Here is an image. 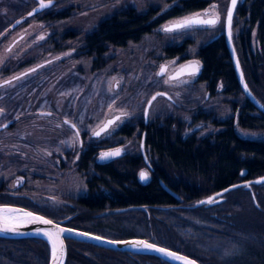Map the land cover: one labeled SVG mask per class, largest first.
I'll list each match as a JSON object with an SVG mask.
<instances>
[{
    "label": "trees",
    "instance_id": "trees-1",
    "mask_svg": "<svg viewBox=\"0 0 264 264\" xmlns=\"http://www.w3.org/2000/svg\"><path fill=\"white\" fill-rule=\"evenodd\" d=\"M212 1L181 0L159 16L154 8L132 5L85 33L81 38L82 52L95 56L101 66L112 49L139 42L164 21L203 11ZM61 15L67 16V12ZM46 16L52 18L48 13ZM238 22L241 27L234 35L235 46L247 83L264 104V0L241 1L233 26ZM185 47L170 45L165 53L171 58L184 53ZM197 58L201 61L198 80L212 94L219 83L227 95L241 93L223 33L202 45ZM178 100L170 103L171 110L178 108ZM210 115L202 117L211 119V125L219 130L206 137L182 135L183 123L174 115L167 114L162 121L154 117L147 125L141 122L154 167L147 183L136 177L144 164L141 156L91 164L93 152L85 153L77 169L91 172L87 193L69 201L67 208L71 212L66 216L44 215L55 221L70 217L67 226L109 239L145 238L201 264H264V184L253 185L259 208L243 188L229 192L223 203L190 207L236 183L243 170L249 178L264 174V141L240 136L233 116L219 121ZM237 118L243 129L264 130V114L246 96ZM121 133L131 136L133 128ZM161 181L177 195L165 190ZM131 206L137 208L109 213ZM66 244V264H170L156 256L109 250L76 240H66ZM48 260V246L41 239L0 237V264H48Z\"/></svg>",
    "mask_w": 264,
    "mask_h": 264
},
{
    "label": "rangeland",
    "instance_id": "rangeland-1",
    "mask_svg": "<svg viewBox=\"0 0 264 264\" xmlns=\"http://www.w3.org/2000/svg\"><path fill=\"white\" fill-rule=\"evenodd\" d=\"M180 1L56 0L54 5L45 8L44 12L37 13L35 17H29L26 23H21L22 25L20 24L21 26H17L18 28L16 27L13 31L10 28L12 23L36 7V1L0 0V78L11 77L26 68L51 59L49 64L21 77L6 88L17 87V94L25 97L24 99L38 95L42 100L41 110H50L49 100L45 95H48L57 85L56 93L53 91L51 94L70 98L67 102L68 112L75 115L74 112L78 111L77 117L80 118L78 120L83 121V131L87 133L88 139L93 130L103 124L107 115L126 113L99 138L98 142L113 137L116 143L121 142L124 148L128 149L125 157L141 156L143 162L144 158L140 151L142 133L140 124L144 122L146 102L151 95L160 90L170 94L173 99H179L178 108L171 110L170 103L172 102L160 96L151 105L149 122L153 121L154 117L162 121L165 115H174L183 123L181 125L183 126L182 135L194 134L206 137L216 133L219 128L211 125V119L202 117L204 114H211L210 117L219 121L233 116L236 120L235 130L240 136L264 141V130L243 129L238 124L237 115L245 98L242 90L236 96L227 95L223 93L224 85L219 83L217 92L212 94L206 88L205 83L198 80V77L180 79L187 83L179 81L165 83L169 74L180 65L193 60L200 61L197 58L198 49L218 33L224 32L228 0H214L203 11L164 21L150 34L145 35L141 41L109 51L101 66L97 64L98 60L95 56L82 52V36L114 13L135 5L140 9L154 8L159 16L174 6H178ZM63 12H67V16H62ZM205 12L219 14V23L215 27L196 26L173 33L161 30L164 25L178 19ZM47 13L52 18H47ZM240 27L241 23L238 22L234 27V35ZM41 36L43 39L40 38ZM18 37L20 39L12 45L13 40ZM180 44L186 45L184 53L171 58L167 57L165 48ZM254 44L258 45L256 39H254ZM15 60L19 63L18 69ZM163 64L169 65L167 73L158 76L157 73ZM65 74L67 77L63 78ZM62 78L63 82L58 85V81ZM57 101H62V99ZM130 128H133L131 136L121 133L123 129L129 130ZM73 138L74 135L71 136L67 145L63 143L58 148L60 150L69 149V152L71 148L77 149L78 140L73 142ZM145 153L149 163L153 165V159L146 147ZM71 158L73 159L74 156L72 155ZM65 171L64 174L61 171L52 172L58 178L56 184L58 190L64 191L70 200L85 195L88 191V181L91 179L90 170L79 171L75 166H67ZM141 171H146L148 177L152 178L153 175L145 162L136 173L137 179ZM41 178L42 176L35 178V186L39 188V191L45 190L55 195L54 187H43L38 183H43ZM56 197H58L56 202L51 199L47 201L48 206L53 211L61 209L57 211L58 214L66 216L65 208L69 205V198ZM103 213H98V215H103Z\"/></svg>",
    "mask_w": 264,
    "mask_h": 264
},
{
    "label": "flooded vegetation",
    "instance_id": "flooded-vegetation-1",
    "mask_svg": "<svg viewBox=\"0 0 264 264\" xmlns=\"http://www.w3.org/2000/svg\"><path fill=\"white\" fill-rule=\"evenodd\" d=\"M37 5H39V3L36 1V6ZM27 19L24 23H26ZM16 60L14 62H16ZM47 61L49 62L40 66L37 70L49 64L52 60L49 59ZM16 65L18 69L19 63L16 62ZM66 75L67 74H65L63 78H66ZM11 77L0 78V204L18 205L42 215L58 214L57 211L61 209L53 211V209L48 206L47 201L51 199L56 202V200H58L56 196H60L64 199L65 197L69 198V196H66L65 192L61 189L58 190V186L56 185L58 178L52 174L53 171H61L64 174L67 166H75L77 168L83 163V155L89 153V151L93 152L94 156V161L91 164H110L119 158L125 157L128 154V149L124 148L123 143H116L113 137L103 142H98L99 138L105 133L99 137H92L91 134L90 139H88L87 133L83 131L84 128L81 120H78L80 119L77 117L79 115L78 111L74 112L75 115L68 112L67 102L70 98L66 96H57L55 94L57 85L52 88L48 95H45L49 100L50 110H41V97L33 95L28 99H24L25 97H21L17 94V87L6 88L9 84H2L6 79ZM63 78L58 81V85L63 82ZM184 78H194V76ZM11 81L15 83L18 80L14 79ZM53 91H55V93L51 94ZM60 98L62 101L58 102L57 100ZM170 101L172 102L173 98ZM47 113H51V115H47ZM109 116L110 115H107L106 118ZM65 120L75 123L77 129H79L78 148H71V152L68 151L69 149L60 150L58 148L63 143L67 145L71 136L76 132V129H72L68 124L64 123ZM5 125H7V127H5ZM112 126L110 128H112ZM143 132L145 131L142 129L141 139ZM105 142L107 144H105ZM118 147L123 149L121 156L106 162L98 161L103 151ZM72 155L74 156L73 159L71 158ZM145 165L147 166L146 163ZM151 166L152 169L148 166L147 168L153 173L154 167L152 164ZM41 176L42 178L40 180H42L43 183H38L42 184L43 187H54L55 190L53 193H55V195L45 190L39 191V188L35 186V178ZM240 178L241 180L238 181ZM239 179L237 182L249 180L251 178L243 176L240 173ZM149 180L150 178L148 181ZM18 181L21 183L17 186ZM36 190L39 192L36 193ZM226 198L227 197H225V201ZM65 209L66 213L71 212L67 207Z\"/></svg>",
    "mask_w": 264,
    "mask_h": 264
},
{
    "label": "water",
    "instance_id": "water-1",
    "mask_svg": "<svg viewBox=\"0 0 264 264\" xmlns=\"http://www.w3.org/2000/svg\"><path fill=\"white\" fill-rule=\"evenodd\" d=\"M36 1L39 3V5L36 6V7H34V8H32L31 10H29V12L26 15H24V16L19 17L18 19H16L12 23V25L10 26V28L12 30L15 29L17 26H19L21 23H23L27 18L32 17V16L36 15L37 13H39V12H41V11H43L45 9V8L40 9V0H36ZM241 1H243V0H237L236 7L233 10V20H232V25H231V32H232L231 39L228 36V29H227V25H226V14H225V19H224V32H223V35H224V38H225V42H226V46H227V50H228V53H229V56H230V60H231L232 66L234 68V71H235V74H236V77H237V80H238V83L240 85V88H241L242 92L244 93V95L246 96V98L258 110H260L264 114V104L255 96V94L252 92L251 88L249 87V84L247 83V80H246V77H245V74H244V71H243V68H242V64H241V61H240V58H239V55H238V52H237V49H236V46H235V42H234V32H233L234 17H235V13H236L237 6H238V4ZM43 2L45 4H49V1L43 0ZM55 2H56V0H51L49 7H51L52 5H54ZM230 7H231V0L228 1L227 9L230 8ZM46 8H48V7H46ZM20 37L16 38L13 41L12 45H14V43L17 42L20 39ZM193 61H198V60H193ZM48 62L49 61H45V62H42V63H40V64H38V65H36L34 67L28 68V69H26V70H24V71L16 74L15 76H12L11 78L6 79L5 81L14 80V77H17V76L23 77L24 76L23 75L24 73H28L29 74V73H31V71H30L31 69H33V68H36L37 69L40 66H42V65H44V64H46ZM191 62L192 61H189V62H186V63H184L182 65H187V64H190ZM198 62H199V71L196 74H194V75H182V76H180V79H182L184 77H193V76L194 77H198V75L200 74V71H201V62L200 61H198ZM164 65H167L169 67L168 64H163L162 66H164ZM168 67H167V70H168ZM180 67H181V65L177 69H175L172 73H170L169 76L170 75H175L179 71ZM159 71H158V73H159ZM158 73H157V75H158ZM158 76H163V75H158ZM5 81L2 84H5ZM245 85H247L246 88H245ZM157 93H163L164 95H160V96H163V97L167 98L168 100H172V97L170 96V94H168L165 91H161V90L160 91H157L153 95H151V97L146 102V105H145V108H144V123L145 124H148L149 123V111H150V108H151V106L149 107V102L151 101V105L153 104V102L155 100L153 101L151 98L153 96H155ZM160 96H157V98L160 97ZM169 97H171V99H169ZM145 113H147V114H145ZM120 114L121 113H118V114H114L112 116L107 117L106 120L104 121V123H106L107 120L113 119L115 116L120 115ZM102 126H103V124L101 125V127ZM96 130H98V128ZM92 137H96V136H94L93 133H92ZM145 137H146V132H143L142 139H141V142H140V151H141V154H142V156L144 158L145 163L147 164V166L150 169H152V166L149 163V160H148V158L146 156V153H145ZM118 148L122 150V152H121V155H122L123 149L121 147H118ZM112 150H114V149H108V150H105L103 152L112 151ZM115 158H117V157L110 158V159H106V160H101L100 158H98V161L99 162H106V161H110V160L115 159ZM246 172H247L246 170H243L241 172V175L245 176L246 175ZM139 180H140V178H139ZM147 181H141L140 180V182H142V183H146ZM262 184H264V174L259 175V176H256L254 178H251L249 180H244V181L237 182V183H233V184H231L229 186H226V187L222 188L219 191H216V192H214V193H212V194H210L208 196H205V197L199 199L198 201H196L190 207L191 208H198V207H202V206H207L208 207V206H212V205H215V204H220V203H222V202L225 201V196L229 192L234 191V190L239 189V188H243V189H245V190H247V191H249L251 193V196H252V200H253L254 205L257 208H259V204H258L257 199L255 197V193L253 191L252 186L253 185H262ZM161 185L163 186V188L165 190H167L172 195H174V196L177 195L167 185H165V183L163 181H161ZM219 193H223V195L222 196H218L217 194H219ZM210 197H216V202H214L212 204H206V203L205 204H201L200 203V201L207 200ZM5 205L8 206V207L20 208V209H24L25 211L34 212V211L30 210V209H27L25 207H21V206H18V205H13V204H0V206H5ZM133 208H137V207L136 206H131V207H127V208H120V209H117V210H111V211H109V213H112V212H123V211H127V210H130V209H133ZM34 213L37 214V215H42V214L37 213V212H34ZM42 216H45V215H42ZM45 218L51 219V218H49L47 216H45ZM51 220H53V219H51ZM69 220H70V217L65 218V219L56 220V221L53 220V223L54 224H59L61 228H70V229H73L74 230L72 234L64 233L63 236L61 237V239L63 241V245H64L63 255H60V253L58 252L57 259L60 260L62 262V264H66V261H67V244H66V240L81 241V242L93 244V245H96V246H99V247H102V248H105V249H109V250L122 251V252H128V253H133V254L156 256V257L160 258L161 260L166 261V262H168L170 264H178V262H175V261L165 260L162 256H160L159 254H157L156 252H153V251H137L136 249H134V248H132L131 246H128V245H124V244L116 245V244H110V243H107V242H102V241H97L95 239H91L90 237H92V236H99V235H96V234H93V233H90V232H87V231H84V230H80V229H76V228L69 227V226L66 225ZM37 228L50 229L51 226L39 225V224H30L27 227L21 229L22 232L27 233L25 235H17V234L4 233V234H0V237H2V238H9V239L37 238V239H41V240L45 241L46 244H47V246H48V250H49V260H48V264H52V245H51V242L49 240H47L42 235H35V234H33L34 233V230L37 229ZM76 233H88L89 236L88 237L81 236V235H77ZM100 237H102V236H100ZM102 239H103V241H107V240H113V241L147 240V239L141 238V237H131V238H126V239H109V238H106V237H102ZM147 241H149V240H147ZM149 242L150 243H154L152 241H149ZM155 244L158 247H165V246L159 245L157 243H155ZM165 248H167V247H165ZM168 249L170 251L176 252L178 255L186 256L188 259L194 261L195 264H201L200 262H198L196 259H194L191 256H188V255H186L184 253H181L179 251H176V250H173V249H170V248H168Z\"/></svg>",
    "mask_w": 264,
    "mask_h": 264
},
{
    "label": "snow or ice",
    "instance_id": "snow-or-ice-1",
    "mask_svg": "<svg viewBox=\"0 0 264 264\" xmlns=\"http://www.w3.org/2000/svg\"><path fill=\"white\" fill-rule=\"evenodd\" d=\"M51 0H49V4H45L43 0H40V9L46 8L50 6ZM237 4V0H231V7L226 10V25L228 29V36L231 39L232 32H231V25L233 20V10L235 9ZM31 15V14H30ZM219 23V14L218 13H196L188 17H184L182 19H178L174 22L166 24L161 29L167 33H173L178 31H183L192 27H215ZM43 39V37H40ZM167 65L161 66L158 75H165L167 73ZM37 69L33 68L30 71L35 72ZM199 71V62L192 61L190 64L181 65L179 71L175 75H170L168 80L169 81H179L180 83H187V81L180 80V76L182 75H194ZM23 75H28V73H24ZM14 79L19 80L21 79L20 76L14 77ZM12 81L8 80L5 81V84H11ZM247 85H245V88ZM164 95L163 93H157L151 99L154 101L156 100L157 96ZM171 99V97H169ZM151 106V101L149 102V107ZM111 107V106H110ZM147 114V113H145ZM47 115H51V113H47ZM126 115V113L121 112L120 115L115 116L113 119L107 120L106 123H103V126H98V130H93V135L96 137L101 136L102 133H106L108 129L116 124L117 121L121 119V116ZM83 121L81 120V123ZM65 124H68L72 129H76L74 134L73 142H76L79 138V129H77V125L75 123H71L70 121L65 120ZM7 127V125H5ZM122 150L116 148L112 151H106L100 154L101 160H106L114 157H118L121 155ZM50 155V153H49ZM139 178L141 181L148 180V173L146 171H141L139 173ZM21 183L20 181L17 182V186ZM218 196H222L223 193L217 194ZM216 202V197H210L207 200L200 201L201 204H212ZM30 224H39V225H46L51 226L50 229L44 228H37L34 230L35 235H42L47 240L51 242L52 245V264H62L60 260L57 259L58 252L60 255H63V241L61 237L64 233L72 234L73 229L70 228H61L59 224H54L53 220L45 218V216L37 215L34 212L25 211L24 209L20 208H13L8 206H0V234L10 233V234H17V235H25L21 231L22 228L27 227ZM77 235L86 236L88 237V233H76ZM91 239H95L97 241L107 242L110 244H124L131 246L132 248L136 249L137 251H153L162 256L165 260H171L178 262V264H195L194 261L188 259L186 256L178 255L174 251H170L168 248L165 247H158L155 243H150L147 240H129V241H113L107 240L103 241L102 237L100 236H92Z\"/></svg>",
    "mask_w": 264,
    "mask_h": 264
}]
</instances>
